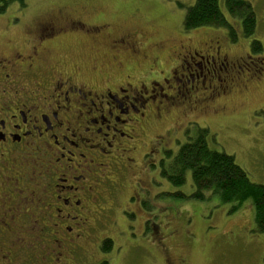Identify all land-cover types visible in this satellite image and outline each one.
<instances>
[{
	"label": "rangeland",
	"instance_id": "rangeland-1",
	"mask_svg": "<svg viewBox=\"0 0 264 264\" xmlns=\"http://www.w3.org/2000/svg\"><path fill=\"white\" fill-rule=\"evenodd\" d=\"M245 1L256 17L250 38L220 3L236 31L234 43L224 29L183 30L186 9L196 0H26L24 9L14 4L0 15V56L22 50L38 33L46 38L41 60L79 67L81 78L91 83L125 74L132 82L165 77L177 66L181 46L216 62V77L208 76L204 87L186 98L165 89L169 99L159 117L154 109L148 113L145 145L134 155L138 168L122 179V187L104 189L96 203L104 213L90 218L77 244L31 249L36 239L29 228L21 237L24 249L14 252L16 264L37 259L39 264H263L264 236L255 231L250 201L230 214L232 205L211 195L204 202L186 199L190 176L175 188L160 178L158 167L164 152L175 153L199 127L209 131L211 150L233 157L250 182L264 185V0ZM120 38L137 50L134 56L120 51L121 71L112 68L109 49L110 41ZM253 41L262 46L259 55L250 53ZM144 152H149L147 170ZM107 240L111 247L104 252Z\"/></svg>",
	"mask_w": 264,
	"mask_h": 264
},
{
	"label": "flooded vegetation",
	"instance_id": "flooded-vegetation-1",
	"mask_svg": "<svg viewBox=\"0 0 264 264\" xmlns=\"http://www.w3.org/2000/svg\"><path fill=\"white\" fill-rule=\"evenodd\" d=\"M44 39L35 33L22 50L0 56V264H16L14 252L24 249L29 228L36 239L31 249L77 244L90 218L104 213L96 204L104 189L122 187L138 168L134 155L145 145L148 113L154 109L159 117L169 99L165 89L186 98L216 77L214 58L181 46L165 77L132 82L125 74L91 83L79 67L41 60ZM109 49L112 68L120 71V51L137 53L124 38L110 41Z\"/></svg>",
	"mask_w": 264,
	"mask_h": 264
},
{
	"label": "trees",
	"instance_id": "trees-1",
	"mask_svg": "<svg viewBox=\"0 0 264 264\" xmlns=\"http://www.w3.org/2000/svg\"><path fill=\"white\" fill-rule=\"evenodd\" d=\"M25 2L26 0H0V15L14 4L24 9ZM220 3L221 0H196L193 6L186 9L183 30L188 33L200 28L224 29L234 43L237 40L236 31L222 12ZM223 4L226 14L231 19L239 20L242 36L252 37L256 30L252 6L245 0H223ZM261 52L260 42L253 41L250 53L259 55ZM208 139L207 129L195 127L193 134H187L185 143L175 153L164 152V157L159 162L160 178L171 186L180 188L189 175L192 193L186 199L204 202L211 195L222 204H231L230 214L250 201L254 210L255 231L264 236V185L250 182L244 171L235 164L233 157L211 150ZM110 247L111 242L107 240L102 244L101 250L108 252Z\"/></svg>",
	"mask_w": 264,
	"mask_h": 264
}]
</instances>
